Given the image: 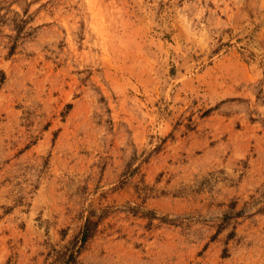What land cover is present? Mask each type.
<instances>
[{"label":"rangeland","instance_id":"obj_1","mask_svg":"<svg viewBox=\"0 0 264 264\" xmlns=\"http://www.w3.org/2000/svg\"><path fill=\"white\" fill-rule=\"evenodd\" d=\"M0 264H264V0H0Z\"/></svg>","mask_w":264,"mask_h":264}]
</instances>
